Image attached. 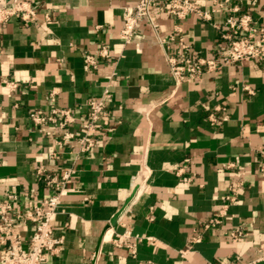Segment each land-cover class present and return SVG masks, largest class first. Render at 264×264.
Listing matches in <instances>:
<instances>
[{
	"label": "crops",
	"instance_id": "0c3cea01",
	"mask_svg": "<svg viewBox=\"0 0 264 264\" xmlns=\"http://www.w3.org/2000/svg\"><path fill=\"white\" fill-rule=\"evenodd\" d=\"M193 1L207 10L214 0ZM230 1L264 28V0ZM32 2L35 23L11 18L0 29V203L22 215L65 190L53 222L62 242L45 264H264V63L176 85L164 53L179 46L160 44L179 28L188 56L219 57L227 11L178 21L156 8L153 26L141 20L125 46L122 16L137 0ZM103 46L108 58L98 56ZM102 96L103 127L82 150L87 104ZM53 106L73 123L31 122ZM233 192L222 223L205 229ZM231 230L243 232L236 243ZM124 232L133 252L113 245Z\"/></svg>",
	"mask_w": 264,
	"mask_h": 264
},
{
	"label": "built area",
	"instance_id": "2783aa9c",
	"mask_svg": "<svg viewBox=\"0 0 264 264\" xmlns=\"http://www.w3.org/2000/svg\"><path fill=\"white\" fill-rule=\"evenodd\" d=\"M156 8H161L167 15L178 21L196 16L207 22L217 11H227V16L224 19L227 33L222 36L226 46L221 49L222 54L219 57L206 59L188 56L187 52L190 48L184 38L178 35L181 32L179 28H176L174 35L160 40V44L165 50L172 42L179 46V52L176 54L164 53L169 76L176 85L197 81L205 74L217 72L234 63L246 60L264 63V28L255 24L249 15H237L239 8L232 5L230 0H214L207 10L198 8L193 0H137L135 6L126 9L122 16L123 24L119 39L123 45L132 43L137 25L141 20H146L153 26L152 11ZM37 15L38 10L32 0H9L0 7V29L11 18H18L23 24L35 23ZM46 20L48 21V18ZM98 56L108 58L109 49L103 46ZM85 61L88 68L96 69L98 66L95 56L88 55L85 57ZM4 83L9 90L16 89L13 82L5 81ZM87 107V119L82 125L85 130V137L81 140L84 145L82 150H87L92 146V140L89 138L103 127L106 118L103 96L96 101L88 102ZM29 117L35 125L46 124L56 127L58 130L73 123L69 111L56 106L51 109L50 117H43L39 111L30 114ZM210 121L215 122V119L210 118ZM261 155L263 161L260 171L264 173V151L261 152ZM67 178L68 173L64 176L63 181ZM64 195L65 190L62 188L54 196L43 200L32 209L25 210L22 215H14L11 204L0 203V264H45L47 255L55 252L62 242V239L54 234L53 222L56 212L61 207ZM235 198L234 192L225 197L224 204L205 225V229L222 223L227 216L229 205L234 202ZM28 225L31 226L30 235L23 238L20 231ZM228 235L231 242L236 243L243 236V232L231 230ZM128 238V232L117 235L113 240V245L133 252V246L127 243ZM259 251L261 255L259 260L264 262V251Z\"/></svg>",
	"mask_w": 264,
	"mask_h": 264
}]
</instances>
